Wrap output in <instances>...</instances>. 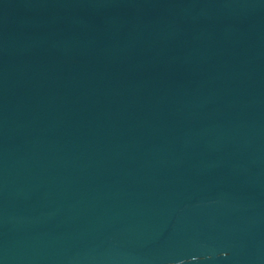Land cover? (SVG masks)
Returning <instances> with one entry per match:
<instances>
[{"label": "water", "instance_id": "95a60500", "mask_svg": "<svg viewBox=\"0 0 264 264\" xmlns=\"http://www.w3.org/2000/svg\"><path fill=\"white\" fill-rule=\"evenodd\" d=\"M0 264H264V0H0Z\"/></svg>", "mask_w": 264, "mask_h": 264}]
</instances>
